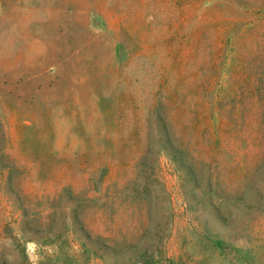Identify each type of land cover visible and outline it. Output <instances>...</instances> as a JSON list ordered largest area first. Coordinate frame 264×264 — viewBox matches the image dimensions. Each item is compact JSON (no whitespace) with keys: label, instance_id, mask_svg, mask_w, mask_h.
I'll return each instance as SVG.
<instances>
[{"label":"rangeland","instance_id":"rangeland-1","mask_svg":"<svg viewBox=\"0 0 264 264\" xmlns=\"http://www.w3.org/2000/svg\"><path fill=\"white\" fill-rule=\"evenodd\" d=\"M0 264H264V0H0Z\"/></svg>","mask_w":264,"mask_h":264},{"label":"water","instance_id":"water-1","mask_svg":"<svg viewBox=\"0 0 264 264\" xmlns=\"http://www.w3.org/2000/svg\"><path fill=\"white\" fill-rule=\"evenodd\" d=\"M101 24H102V22L99 19H97L96 17L92 18L91 25L93 27H100Z\"/></svg>","mask_w":264,"mask_h":264},{"label":"trees","instance_id":"trees-1","mask_svg":"<svg viewBox=\"0 0 264 264\" xmlns=\"http://www.w3.org/2000/svg\"><path fill=\"white\" fill-rule=\"evenodd\" d=\"M151 258V255H146V257L144 258L145 261H148Z\"/></svg>","mask_w":264,"mask_h":264}]
</instances>
